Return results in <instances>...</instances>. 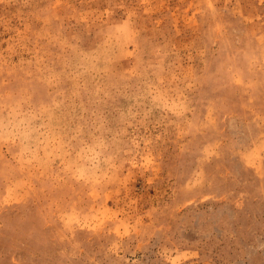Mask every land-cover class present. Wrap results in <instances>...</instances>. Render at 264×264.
Wrapping results in <instances>:
<instances>
[{
    "label": "rangeland",
    "instance_id": "rangeland-1",
    "mask_svg": "<svg viewBox=\"0 0 264 264\" xmlns=\"http://www.w3.org/2000/svg\"><path fill=\"white\" fill-rule=\"evenodd\" d=\"M0 264H264V0H0Z\"/></svg>",
    "mask_w": 264,
    "mask_h": 264
}]
</instances>
